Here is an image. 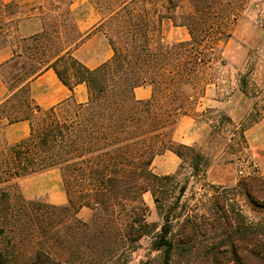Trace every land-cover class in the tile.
I'll return each mask as SVG.
<instances>
[{"label":"trees","instance_id":"obj_1","mask_svg":"<svg viewBox=\"0 0 264 264\" xmlns=\"http://www.w3.org/2000/svg\"><path fill=\"white\" fill-rule=\"evenodd\" d=\"M75 1L44 0L23 12L0 0V50L14 51L6 67L23 64L12 78L1 74L9 97L0 120L30 123L24 139L0 138V264H133L144 244L147 253L134 264H264V177L209 183L213 159L204 144L172 139L181 115L198 116V101L217 78L210 72L227 66L223 47L248 0H88L101 16L96 31L113 50L95 69L75 56L88 38L72 13ZM166 20L190 39L166 43ZM48 69L71 91L85 84L87 102L38 106L29 85ZM253 74L239 75L252 108L220 153L244 148L246 130L264 122V81ZM142 86L152 87L150 99H136ZM216 134L224 140L221 126L208 140ZM167 151L181 164L159 176L152 164ZM53 169L67 204L27 200L19 181ZM146 193L160 224L148 221ZM83 208L91 210L88 221L79 217Z\"/></svg>","mask_w":264,"mask_h":264},{"label":"rangeland","instance_id":"obj_2","mask_svg":"<svg viewBox=\"0 0 264 264\" xmlns=\"http://www.w3.org/2000/svg\"><path fill=\"white\" fill-rule=\"evenodd\" d=\"M260 2H264V0H248L246 2V10L235 24L231 39L223 47V56L227 60V66L218 67V69L215 66L214 70L210 72L211 76L217 77L216 81L209 86L206 96L198 101L197 118L206 129V136L200 144H204L205 152L211 153L213 159L210 177L207 180L209 183L224 187H234L242 177L250 174L264 177V122L246 130L247 143L244 148L236 147V151L229 150L227 153H220L218 147L219 143H223V146L227 142L231 143L230 140L235 137L236 130L241 127V123L252 108V101L246 98L239 89V75L252 69L253 77L259 82L264 81V30L258 17L260 8L264 9V4L262 7H258L257 3ZM90 6L91 3L87 0H77L75 7L78 15L76 16L87 15ZM36 23L35 27L39 26V22ZM29 27L33 28V26ZM94 33L98 34V38L92 40L82 53L76 54L81 59L89 60V62L92 60L93 64L100 62L108 55L104 36L96 30ZM163 36L166 43L190 39L185 28H176L167 20L163 24ZM22 65L20 60L15 63L14 68L5 67L0 73L7 79L12 78L20 73ZM223 114L232 120V125H228L225 120L221 119ZM221 120L224 125L220 123ZM215 126H221L224 140L220 139L217 134L208 140V135L210 131L215 130ZM25 184L30 192H27L19 181L21 192L27 200L50 204L47 199L49 195L58 196L65 192L58 171L34 176L26 180ZM40 186H44V189L37 190L36 187ZM37 194H41V196L38 198ZM144 201L149 208L148 221L160 224L161 219L150 193L144 195ZM244 210L246 213H250L248 207L245 206ZM146 253L144 244L143 248L136 253L134 263L142 259Z\"/></svg>","mask_w":264,"mask_h":264},{"label":"crops","instance_id":"obj_3","mask_svg":"<svg viewBox=\"0 0 264 264\" xmlns=\"http://www.w3.org/2000/svg\"><path fill=\"white\" fill-rule=\"evenodd\" d=\"M6 4H15L20 11H31L38 9L43 5L44 0H2ZM77 1V0H76ZM75 1V2H76ZM88 1V0H87ZM75 2L71 6L72 13L74 15L78 30L83 34L84 37H88L80 48L75 52L76 54L82 53L88 46V44L98 38V34L94 33L96 28L99 26L101 20L100 14L91 4L88 8V14L84 16H76L77 9ZM90 3V2H89ZM76 16V17H75ZM91 34V35H90ZM90 35V36H89ZM106 40V38L104 37ZM186 41V40H184ZM106 53L108 55L98 63L93 64L89 60H84L76 57L83 62L86 66L91 69L97 68L102 63L109 60L113 55V50L106 40ZM14 57V51L11 46H7L0 50V72L12 61ZM30 92L34 102L43 109H50L56 105H59L70 98H73L77 103H86L88 100V90L85 84L77 85L73 91L66 87L58 78L53 69H48L42 72L40 75L35 77L30 82ZM209 90L208 89L206 91ZM134 95L138 100H148L152 96L151 86H142L134 90ZM9 97V89L0 73V102L5 101ZM198 110V108H197ZM30 123L28 121H21L15 124H8L6 121L0 120V138L4 137L10 143L18 142L29 136ZM206 136V129L196 116L184 114L181 115L176 123L173 131L172 139L175 143L184 144L188 146H194L200 144ZM181 164V159L171 151H167L162 155L157 156L152 164V169L155 174L159 176H165L173 174L177 171ZM211 170V168H210ZM210 170L208 171L207 179L210 177ZM51 171H60L53 169L43 173H36L20 180L25 190L30 192L25 184L26 180L34 177L41 176ZM61 176V174H60ZM218 184H221L218 182ZM37 190H43L44 186L36 187ZM42 194V192H40ZM37 194V197L41 196ZM147 194V193H146ZM48 201L52 205H65L67 204L66 192L61 193L58 196L49 195ZM79 217L85 221H88L91 217V210L83 208L79 212Z\"/></svg>","mask_w":264,"mask_h":264}]
</instances>
